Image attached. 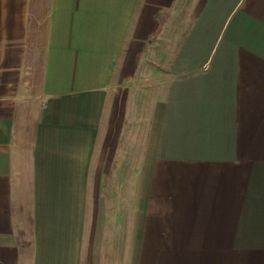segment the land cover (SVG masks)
Masks as SVG:
<instances>
[{
  "label": "crops",
  "instance_id": "1",
  "mask_svg": "<svg viewBox=\"0 0 264 264\" xmlns=\"http://www.w3.org/2000/svg\"><path fill=\"white\" fill-rule=\"evenodd\" d=\"M144 54L173 79L130 177ZM0 264H264V0H0Z\"/></svg>",
  "mask_w": 264,
  "mask_h": 264
},
{
  "label": "rangeland",
  "instance_id": "2",
  "mask_svg": "<svg viewBox=\"0 0 264 264\" xmlns=\"http://www.w3.org/2000/svg\"><path fill=\"white\" fill-rule=\"evenodd\" d=\"M195 1V0H194ZM164 50V49H163ZM174 54H144L141 59L131 55L129 62L137 63L134 73L129 76L128 86L123 93L122 105V127L115 146H122V155L118 157V169L123 174L135 173L136 162L140 158L141 149L146 143V135L152 120L156 104L164 101L168 88L173 79L170 74V65ZM133 71V70H132ZM110 106L107 115H110ZM108 122H104V131H108ZM112 145L114 148L115 146ZM104 146V136L98 144V155L96 161L100 163V151ZM119 146V147H120ZM97 163V164H98ZM120 171V170H119ZM118 174H121L119 172ZM117 173L113 177L118 178ZM133 188H130V194Z\"/></svg>",
  "mask_w": 264,
  "mask_h": 264
}]
</instances>
